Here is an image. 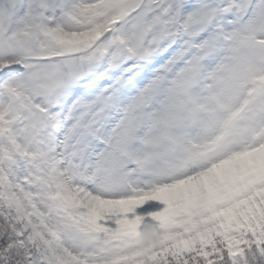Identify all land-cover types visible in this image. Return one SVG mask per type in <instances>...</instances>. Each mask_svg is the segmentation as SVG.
<instances>
[{
  "label": "snow or ice",
  "instance_id": "6c2138e0",
  "mask_svg": "<svg viewBox=\"0 0 264 264\" xmlns=\"http://www.w3.org/2000/svg\"><path fill=\"white\" fill-rule=\"evenodd\" d=\"M0 264H264V0H0Z\"/></svg>",
  "mask_w": 264,
  "mask_h": 264
}]
</instances>
